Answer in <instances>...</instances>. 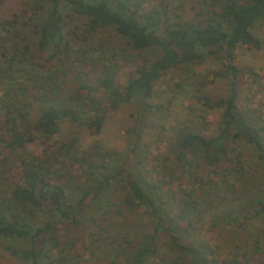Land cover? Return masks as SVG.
<instances>
[{"label":"trees","instance_id":"trees-1","mask_svg":"<svg viewBox=\"0 0 264 264\" xmlns=\"http://www.w3.org/2000/svg\"><path fill=\"white\" fill-rule=\"evenodd\" d=\"M195 2L192 14L172 18L164 0H35L32 7L23 8L20 14L0 19V87H4L0 92V184L11 189L0 188V238L26 240L31 246H9L14 255L31 264H75L63 254L65 247L59 246V222H77L89 197L101 196L123 171L121 167L115 173H102L101 178L94 177L93 171H84L85 166L93 164L92 155L78 149L77 138L53 141L60 122L69 119L77 127L85 125L99 133L108 112L134 99L141 111L149 110L151 105L146 101L153 96L155 82L172 70L202 64L208 57L225 62V71L212 75L231 77L227 97L213 99L198 94L205 108L222 110L217 133L206 136L187 131L170 145L186 177H178L183 180L182 189L178 194L172 193V198L182 212L194 216L165 218L157 206V189L161 185L151 182L149 191L142 179L129 178L130 200L150 206L156 224L147 238L117 246V256L120 264H170L166 258H158L159 244L164 239L168 246L189 258V264H219L211 244L196 246L183 240L180 226L205 233L228 232L229 242L235 244L236 250L232 252H242L241 237L245 233L237 230L246 220L264 216V124L238 107L239 69L234 58L240 46H261L253 29L264 24V0ZM46 4L50 7L41 20L40 13ZM20 17L24 18L22 25L32 28L37 35L40 49L53 48L43 63H36L46 73L32 74L19 67L20 62L29 61L30 51L29 38L17 28ZM109 30L127 39L141 55L136 75L125 83L117 82V61H111L94 65L100 69L97 84L80 80L72 91L68 90L67 68L80 55L106 47L100 35ZM145 51L156 56L145 57ZM24 77L25 81L21 79ZM99 89L103 96L96 94ZM35 105H40L41 112L30 124ZM30 144L36 145L33 151L28 150ZM243 146L251 152V167L263 177L257 193L250 191L251 167L243 158ZM78 164L79 173H72ZM169 167H152L154 172L162 171L165 186L175 181ZM216 168L238 176L239 195L219 197L218 183L210 173H205ZM247 192L252 194L251 211L237 202ZM41 215L45 216L44 221L39 222ZM255 243L258 247L259 239ZM54 251L63 255L57 253L54 257ZM233 261L240 263L238 258Z\"/></svg>","mask_w":264,"mask_h":264},{"label":"rangeland","instance_id":"rangeland-1","mask_svg":"<svg viewBox=\"0 0 264 264\" xmlns=\"http://www.w3.org/2000/svg\"><path fill=\"white\" fill-rule=\"evenodd\" d=\"M164 2L169 6L172 18L187 17L192 14L196 3L195 0H164ZM34 4L35 0H0V19L12 18L14 13L20 14L23 8H30ZM49 7L50 5L46 4L44 11H41V20ZM23 20L24 18L20 17L17 28L29 38L30 51L29 61L20 62L19 67L24 72L32 74L46 73L45 69L40 68L36 63H43L53 48L40 49L36 44L37 35L32 28L22 25ZM253 32L261 46L259 48L240 46L235 51L234 64L239 69L236 87L237 104L254 121L264 124V24L256 26ZM100 37L103 38L102 42L106 47L80 55V58L73 62V66L67 68L68 90L72 91L80 80L97 84L100 69L94 65L111 61H117L114 63L117 82L125 83L136 75L137 61L141 55L132 49L127 39L116 35L112 30L105 31ZM142 54L150 59L156 56L151 54V51ZM215 71H225V62L214 57H208L202 64H191L170 71L155 82L153 96L146 101L151 105L149 110L141 111V106L135 99L123 104L107 113L99 133L85 125L77 127L69 119L60 122V130L53 141L61 142L73 137L77 138L78 149L87 155H92L93 164L85 166L84 171L88 173L93 171L94 177L101 178L102 173H115L123 167L118 180L113 179V184L108 186L101 196L96 199L89 197L84 214L77 216V222H59L57 229L60 235L59 246L65 247L63 251L65 257L73 259L75 264H120L117 246L133 244L152 233L156 224L155 215L147 204L139 200H130L131 191L127 180L131 177L142 179L143 186L149 187V191H151L149 185L151 182L161 185L160 190L157 189L159 193L157 206L160 208V214L165 218L188 219L194 216L193 213L192 216L182 212L180 205L172 198V193L178 194L182 189L183 180L178 177L184 179L186 177L183 176V168L176 160L175 153L170 150V145L179 134L187 131L201 132L206 136L217 133L222 120V110H209L198 100V94L201 93L213 99L227 97L230 94L231 77L228 75L215 77L211 74ZM21 79L25 81L26 77ZM3 88L0 87V92ZM96 94L103 96V91L99 89ZM40 112V105H35L30 124L34 123ZM35 147L36 145L30 144L28 150L33 151ZM242 150L244 160H247L248 166L251 167L248 161L251 159L254 164L251 152L246 146H243ZM168 164L170 172L175 177L172 179L175 181L165 186L162 171L154 172L152 167L156 165L157 168H161ZM79 166V164L75 165L76 171L72 170V173H79ZM216 169L205 170V173H210L213 181L218 183L216 193L219 192V197L239 195L241 181L238 176ZM256 171H258L256 168L251 167L248 173L253 181L251 187L249 186L251 193L259 192L261 187L263 177ZM0 188L11 190L7 184H0ZM251 199L252 194L247 192L240 196L237 202L251 211L253 210ZM44 217L41 215L39 222L44 221ZM242 230L245 233L244 237H241L244 249L238 255L232 252L236 249L235 244L229 242L228 232H226L228 235L217 231L205 233L200 229L192 230L180 226L179 234L183 240L192 245L197 246L205 242L211 244L216 251L214 257L219 264H224L225 261L228 262L227 264H234L235 258L239 259V264H264V216L246 220L237 231ZM232 234L236 235L233 232ZM255 239H259L258 247ZM163 241L166 240L160 241L158 258L162 256L170 264H189V258ZM66 242H72L74 245L71 247ZM9 246L24 249L31 247L26 240L0 238V264H31L23 257L14 255ZM57 253L63 255L54 251V257ZM46 260L45 258L44 261Z\"/></svg>","mask_w":264,"mask_h":264}]
</instances>
